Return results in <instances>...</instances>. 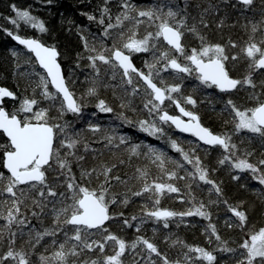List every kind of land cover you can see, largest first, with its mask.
<instances>
[{"label":"snow or ice","instance_id":"obj_1","mask_svg":"<svg viewBox=\"0 0 264 264\" xmlns=\"http://www.w3.org/2000/svg\"><path fill=\"white\" fill-rule=\"evenodd\" d=\"M10 6L15 15L7 20L17 29L26 22L49 31L28 7ZM80 11L101 31L89 40L87 25H77L84 52L73 62L85 67L86 59L90 69L79 94L55 42L0 25L34 65L24 83L0 84V264H264V219L254 221L248 201L232 199L212 176L213 163L227 166L240 188L258 182L252 191L264 200V0H101L97 11ZM21 55L11 50L17 69ZM102 89L112 90L118 108ZM201 93L213 111L218 102L227 114L221 128L197 110ZM93 102L114 116L101 123L92 112L88 119ZM124 125L163 145L121 131ZM174 129L193 139L186 146ZM169 196L186 207L164 206ZM133 202L139 211H125ZM221 204L224 227L238 234L232 243L216 222ZM192 217L207 220V245L167 231L163 241L180 246L175 256L143 231L150 221L168 229ZM128 228L136 231L132 239L121 234Z\"/></svg>","mask_w":264,"mask_h":264},{"label":"trees","instance_id":"obj_2","mask_svg":"<svg viewBox=\"0 0 264 264\" xmlns=\"http://www.w3.org/2000/svg\"><path fill=\"white\" fill-rule=\"evenodd\" d=\"M22 1H25V4L22 5ZM101 0H51L50 3L46 2V0H0V23L4 21V18L8 17L12 13L11 4L16 3L18 6L21 7H28L34 15H37L43 18L46 22V25L49 29L46 33L36 34L37 37H43L48 42H55L58 47L62 51L61 62L63 66L65 64H71L73 67L78 69L79 66L75 65L73 62V58L76 52H81L83 54V39L79 35L77 31V25H87V29L85 34L88 35L89 32V40L92 39V36L98 35L94 32V21H89L86 16L81 15V8H84L88 11H96L98 9V2L100 4ZM139 4H150L153 3L154 0H137ZM194 2H198V0H194ZM195 9L192 10L193 14H195ZM233 15H235L233 13ZM251 15V14H249ZM257 18L259 17V12L255 13ZM69 21H73L74 23H69ZM241 22H243V16L241 17ZM237 29L225 28V32H235ZM15 49L10 47V41L4 35V33L0 30V84H6L10 87H16L17 80L24 81V76L28 77V74L34 65H29L27 63L29 57L22 53L20 57L21 67L19 69L16 68V59L11 56V50ZM88 62L86 59L82 60V63ZM137 62H139L137 60ZM90 71V69H87ZM20 73V75H18ZM78 76V81L80 82V78H82V73ZM88 76V75H86ZM85 76V77H86ZM81 81L82 91H85L89 86V82ZM16 82V83H15ZM24 83V82H21ZM189 83H191L189 81ZM101 95L105 98L109 99L111 103H113L114 107H119L118 101L116 97L112 95L111 89H102ZM202 99L201 105L198 106L197 110L200 111L204 122L207 124L212 125L213 127L219 129L223 125V121L225 119V114L221 116L220 114V104L217 102V106L215 111H213L212 107L209 105L208 101H203V94H199ZM212 94L210 93V96ZM139 99V98H138ZM88 109L85 111L86 114L90 115L92 112H97L98 116L100 117L101 123H107L110 118L114 116V113H100L96 107L94 106L95 103H89ZM91 116V115H90ZM71 115L68 116V119H72ZM91 118V117H90ZM89 118V119H90ZM92 119V118H91ZM118 123V121H116ZM83 128V126H79ZM230 127V125H229ZM121 131H127L130 134H134L135 136L139 137L140 139L149 140L152 143H159L163 145V141H157L155 137H150L147 134H141L137 132L135 129L131 128V126L124 125L120 129ZM174 131V130H173ZM91 136V133H88ZM177 137H180L182 142L186 143L187 141L192 140L193 137L186 136L183 134H178L175 132ZM247 143V141H245ZM258 141L253 142L252 146L255 147ZM99 147V145H97ZM174 151V150H173ZM205 150H201L202 155L204 154ZM217 152H212L210 156L205 157V163H209L214 161L217 156ZM108 153L105 150V157H107ZM88 162L91 163V155L88 157ZM136 161H133L135 164ZM143 163V161H141ZM213 167H217L218 170L212 173L213 178L223 181L222 186L227 190L229 196L232 199L236 198H244L248 201L250 205L251 216L254 221L259 223L263 218V211H264V200H262L259 191H252L253 188L260 189V185L258 182L255 181H248L249 187L248 188H240L239 185L233 181L230 177V170L227 166H217L213 163ZM125 170H130V166H125ZM181 184L184 183L183 180L180 181ZM241 183H244L242 180ZM195 187V185H194ZM198 195H203L205 199L208 198L207 192L202 188L196 189ZM169 196L163 201L164 206H170L177 210L184 209L186 204L184 202L176 200L174 197ZM182 203L183 205H181ZM141 205L139 202H133L131 205L128 206L125 211L127 212H138ZM214 218H216V206H213ZM227 212V209L221 204L219 206V218L216 220L218 227L220 228L222 234L225 238L232 237L230 243H232L236 237L237 233L233 232L231 229H227L224 227V215ZM193 220L192 224L184 225V224H177L175 220H173L168 229H165L162 224L158 225V232L153 233L151 227L153 224L147 223L144 226V234L153 237L155 235V240L157 243L160 244L162 249H166L170 256H175L180 251V246L177 245L176 247H170L163 241V235L166 234L167 231H171L174 233L173 238L179 236L183 239H186L188 242L193 243H202L207 245V240L205 239V234L203 232V228L207 224V220L200 217H192ZM3 221L0 220V224ZM33 223L38 224V221L33 220ZM46 223H50V219L46 221ZM113 228L120 230L119 221H115L113 223ZM121 234L126 236L129 239L134 238L136 231L134 228H128L126 230H122ZM225 258H228L226 254H222ZM127 259V258H126ZM229 264L231 261L229 259Z\"/></svg>","mask_w":264,"mask_h":264},{"label":"rangeland","instance_id":"obj_3","mask_svg":"<svg viewBox=\"0 0 264 264\" xmlns=\"http://www.w3.org/2000/svg\"><path fill=\"white\" fill-rule=\"evenodd\" d=\"M115 2H116V0H111V3L112 4H115ZM100 3H101V1H100ZM98 6H99V2H98V4H97ZM144 5H147L146 3L144 4ZM97 11V10H96ZM11 15H15V12H14V10H12V13H11ZM95 22V21H94ZM0 25H3V26H5V27H7V28H13L14 30H16L17 29V27L15 26V25H13L10 21H8L7 20V17L6 18H4V21H1V23H0ZM20 26H23L24 28H26V29H28V30H31V31H33V32H39V33H41L40 32V30L39 29H35V28H33V27H31L30 25H28L26 22H20ZM93 26H94V32H95V34H99L100 33V31H101V26L100 25H98L96 22L93 24ZM95 36H97V38H98V35H95ZM137 60L139 61V56H137ZM83 65H85V67H78V69H76L75 67H73L71 64H65L64 65V68H65V70H66V74H68L69 75V79H70V81L72 82V85H73V87L75 88V90H76V92L79 94L80 92H83L82 91V87H81V81L82 82H84V80H85V76L86 75H89L90 74V71L89 70H87L88 68H87V65H88V62H85V63H82ZM73 71H74V74H73ZM80 73H82V78H80V82L78 81V76H76V75H79L80 76ZM27 79H28V77H25L24 76V81H22V80H20V82H25V81H27ZM85 82H89V81H85ZM191 82V81H190ZM16 83V82H15ZM202 94V93H201ZM95 106V105H94ZM88 109V105H86V108H85V111ZM85 116L89 119L91 116L90 115H88V114H86L85 113ZM225 119H227L228 118V116H227V114H225ZM92 118V117H91ZM90 118V119H91ZM73 119V118H72ZM84 125V122L83 121H76V126L77 127H79V126H83ZM171 198H173V197H171ZM181 205H183L182 203H180ZM263 214H264V211H263ZM263 218H264V215H263ZM175 222H177L176 220H175ZM149 223H151V224H153L151 227H158V225L157 224H155L154 222H149ZM159 226H160V224H159Z\"/></svg>","mask_w":264,"mask_h":264},{"label":"flooded vegetation","instance_id":"obj_4","mask_svg":"<svg viewBox=\"0 0 264 264\" xmlns=\"http://www.w3.org/2000/svg\"><path fill=\"white\" fill-rule=\"evenodd\" d=\"M24 4H25V1H22V5H24ZM4 27H5V26H4ZM0 30L4 33V35H5V36L7 37V39L10 41V47H13V48H15V49L18 48V49H20L21 53H24V48H23V47L17 45V44L13 41L12 37H11L8 33H6V32L3 30L2 27H0ZM16 30L20 31L21 34H27V35H36V34H40L39 32H33V31H31V30H28V29L24 28L23 26H19V28L16 29ZM36 36H37V35H36ZM174 132H176V131L174 130ZM176 133H177V132H176Z\"/></svg>","mask_w":264,"mask_h":264},{"label":"water","instance_id":"obj_5","mask_svg":"<svg viewBox=\"0 0 264 264\" xmlns=\"http://www.w3.org/2000/svg\"><path fill=\"white\" fill-rule=\"evenodd\" d=\"M12 39H13V41H14L17 45H19V46H21V47L24 48V46L20 45L19 42H17V41L14 40V38H12ZM174 130H175V129H174ZM175 131H176V132H179V133H182L180 130H175ZM182 134H184V135H186V136H192L191 134H188V133H182Z\"/></svg>","mask_w":264,"mask_h":264}]
</instances>
